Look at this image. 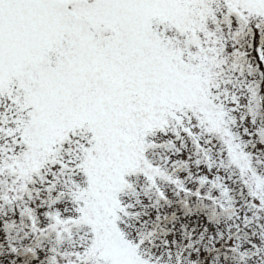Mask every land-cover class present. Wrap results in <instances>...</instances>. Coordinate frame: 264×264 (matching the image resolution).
I'll list each match as a JSON object with an SVG mask.
<instances>
[{"label": "snow or ice", "instance_id": "obj_1", "mask_svg": "<svg viewBox=\"0 0 264 264\" xmlns=\"http://www.w3.org/2000/svg\"><path fill=\"white\" fill-rule=\"evenodd\" d=\"M257 142L264 0H0V264H264Z\"/></svg>", "mask_w": 264, "mask_h": 264}, {"label": "rangeland", "instance_id": "obj_2", "mask_svg": "<svg viewBox=\"0 0 264 264\" xmlns=\"http://www.w3.org/2000/svg\"><path fill=\"white\" fill-rule=\"evenodd\" d=\"M245 125H247V121H245ZM242 128H243V126L240 125V122H239V119H238V121H237V127H236L234 130L242 133ZM242 139H244L245 141H248V140H249V137H247L246 135H243V134H242ZM251 139H252V140H255L256 137H252ZM202 140H203V139L199 140V143H200L202 146H204V147H208L209 145H204ZM175 143H176V145H177L178 147L181 148V151H180L179 153H174V154H168V155H167V159H168V163H169V164H171L172 160H174V159H186V155H187V153H190V154L192 155L193 153H197V152H198L197 148L195 147L196 144L194 143V140H191V138H187V139H186V137H182V138H180V139H177V140L175 141ZM210 147H211V145H210ZM261 150H264V143H259V142L255 143L254 145H253V144H249V145L246 147V149H245V151L251 152V153L253 154L254 157L256 156V154H257L258 152H260V154H261L262 156H264V151H261ZM213 155H214V153H213ZM196 157H197V155H192V160H193L194 158H196ZM161 159H163V155H162ZM201 167H203V165H201ZM169 170H171V169H169ZM183 174H184V173H181V175H183ZM162 184H163V182H162ZM236 194L239 195L240 197H245V199H242V200H245L244 202H246V201L249 199L247 189H246V188H240L238 185H237V191H236ZM149 195H150V197H155L157 200L159 199L158 196H157L154 192H150ZM146 202H147V201H146ZM244 202H243V203H244ZM163 207H165V208H163ZM245 207H246V206H245ZM156 209H157V211H159L161 214H163L164 212H171V211L175 210V206H174V205H173V206L165 205V204L163 203V201H160V202H159V205L156 206L155 210L152 212V215H153V216L156 215ZM163 210H165V211H163ZM246 210H247V211H251V210H248V209H246ZM256 212H258L259 215H263V213H262V212H259V211H255L253 214H255ZM239 215H243V213H241V212L239 211ZM245 215L249 216L248 214H245ZM242 217H244V216H242ZM229 222H232V221H228V223H229ZM229 224H231V223H229ZM169 226H170V225H169ZM169 226H168V227H169ZM223 226H224V224H223V222H222V223H221V227H223ZM170 227H171V226H170ZM262 229L264 230V227H262ZM249 233H250V232H248V231L245 232V230H242V232H241V237H242L241 243H242V245H243V247L241 248V251H243L244 248L248 247V246L245 244L246 241L244 242V240H243V237H244V236H247L249 240H254V239H256L255 236H253L254 239L252 238L251 233H250V237H249ZM258 236H260V235L257 234V237H258ZM254 241H255V240H254ZM255 242H256L257 244L260 243V241H255ZM246 243H247V242H246ZM4 249H5V251H6V249H7V245H6V243H5V245H4ZM18 258H23V261H24V262L26 261V258H25V257H17V259H18ZM253 259L255 260V258H253ZM221 260L223 261V256H221ZM17 264H18V263H17ZM228 264H231V262H228ZM248 264H253V261H249Z\"/></svg>", "mask_w": 264, "mask_h": 264}]
</instances>
